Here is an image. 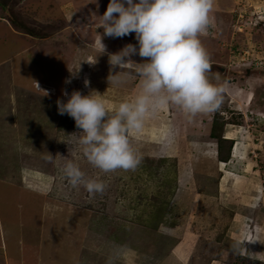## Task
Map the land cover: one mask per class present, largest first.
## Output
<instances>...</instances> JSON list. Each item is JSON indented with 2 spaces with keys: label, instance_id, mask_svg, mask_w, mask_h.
<instances>
[{
  "label": "rangeland",
  "instance_id": "obj_1",
  "mask_svg": "<svg viewBox=\"0 0 264 264\" xmlns=\"http://www.w3.org/2000/svg\"><path fill=\"white\" fill-rule=\"evenodd\" d=\"M109 2L0 0V264H264V0H215L216 26L201 40L210 81L226 85L220 108L186 131L170 107L134 141L140 166L104 175L56 101L94 90L116 106L139 91L134 68L109 85L108 53L138 45L135 33L97 28ZM227 133L235 139L219 144ZM66 160L101 175L106 191L71 189Z\"/></svg>",
  "mask_w": 264,
  "mask_h": 264
},
{
  "label": "clouds",
  "instance_id": "obj_2",
  "mask_svg": "<svg viewBox=\"0 0 264 264\" xmlns=\"http://www.w3.org/2000/svg\"><path fill=\"white\" fill-rule=\"evenodd\" d=\"M214 5L215 0H110L99 16L97 28H103V36L122 38L135 33L138 45L129 43L108 53L111 67L107 79L109 85H122L134 78L122 70L134 68L139 91L116 106H109L94 90L87 95L73 90L69 95L65 89L66 102L56 101L58 113L73 118L81 130L75 143L99 174L135 171L143 157L134 141L150 120L170 107L189 120L220 108L226 85L210 81L211 57L201 40L216 26ZM103 36L97 41L101 54L107 51ZM137 54L144 62L131 59ZM89 84L85 79L84 86ZM60 171L71 189L82 187L90 198L107 189L101 175H89L73 160H66ZM106 264H115V258L109 256Z\"/></svg>",
  "mask_w": 264,
  "mask_h": 264
},
{
  "label": "crops",
  "instance_id": "obj_3",
  "mask_svg": "<svg viewBox=\"0 0 264 264\" xmlns=\"http://www.w3.org/2000/svg\"><path fill=\"white\" fill-rule=\"evenodd\" d=\"M165 112H166V111H165ZM188 121H190V120H187V121H186V123H185V125H186L185 130L187 129V126H188V125H187V124H188L187 122H188ZM186 131H187V130H186ZM186 131H185V133H186ZM225 138L233 139V140L235 139V137L232 136V138H229V137H227V135H226ZM233 155H234V153H232V156H233ZM233 157L235 158V156H233ZM218 162H219V165H218L219 170H220V172H222V171H221V170H222V164H226V163H225V162H222V161H220V160H219ZM223 173H224V172H223ZM247 208H250V205H249Z\"/></svg>",
  "mask_w": 264,
  "mask_h": 264
},
{
  "label": "trees",
  "instance_id": "obj_4",
  "mask_svg": "<svg viewBox=\"0 0 264 264\" xmlns=\"http://www.w3.org/2000/svg\"><path fill=\"white\" fill-rule=\"evenodd\" d=\"M214 123H216V122H214ZM213 129H214V127H213ZM225 138V137H224ZM223 140H225V141H232V139H228V138H225V139H222V138H219V144L221 143V141H223ZM232 155V154H231ZM229 156H230V153H229V155H228V159H229ZM220 161H222V162H225V161H223V160H220Z\"/></svg>",
  "mask_w": 264,
  "mask_h": 264
},
{
  "label": "bare ground",
  "instance_id": "obj_5",
  "mask_svg": "<svg viewBox=\"0 0 264 264\" xmlns=\"http://www.w3.org/2000/svg\"><path fill=\"white\" fill-rule=\"evenodd\" d=\"M180 119V118H179ZM180 124V122H178V125ZM180 127H182L181 125H180ZM227 137H229V138H232V136H231V133H227ZM226 163V162H225Z\"/></svg>",
  "mask_w": 264,
  "mask_h": 264
}]
</instances>
